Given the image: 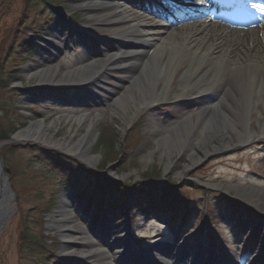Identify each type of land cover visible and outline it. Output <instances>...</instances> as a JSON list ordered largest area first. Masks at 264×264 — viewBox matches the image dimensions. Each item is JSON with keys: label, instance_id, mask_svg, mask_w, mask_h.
Masks as SVG:
<instances>
[{"label": "rangeland", "instance_id": "obj_1", "mask_svg": "<svg viewBox=\"0 0 264 264\" xmlns=\"http://www.w3.org/2000/svg\"><path fill=\"white\" fill-rule=\"evenodd\" d=\"M9 1L12 4L7 28L3 31L5 38L0 34V59L6 67L17 64L13 57L7 55L16 30L18 36L27 39L33 48L17 75L19 81H10L0 97L1 101L20 110L18 121L24 126L19 130L42 120L50 124L47 134L54 140L63 138L76 142L77 135L86 134L92 125L89 154L95 158V163L86 167V170L92 171L100 166L110 151L105 136L113 134V152L120 154L125 144L128 148L123 162L116 161L109 166H113L110 173L115 174L120 184L130 185L136 190L134 197L137 196L141 206H135L129 221L125 220L116 205L123 206L127 195L124 197L122 192H118L112 197V206L108 205L111 201L108 195L105 204H99L103 212L99 213L97 199L89 201L90 208L85 210L83 198L78 202L73 190L77 185L75 175H86L80 162L57 157L61 168L51 170L47 162L38 158L36 150L18 148L8 157L7 165L16 172L13 183L21 196L22 213L20 216L17 213L16 197V201L9 205L10 218L0 232V264H94L99 252L105 258L104 264H172L166 262L161 251L166 247L162 245L166 244L155 245L162 242L182 247L180 252L191 262L195 259V262L200 260L203 264H254L252 251L256 247L264 249V118L251 112L246 120L251 132L257 131L258 124L263 127L261 133L257 131L261 135L259 144L254 140L230 152L211 154L185 171L192 143L201 134L196 118L197 113L202 111L199 105L212 99L213 94L189 98L181 105L166 103L149 107L144 104L139 108L127 99L116 106L113 102L121 97L122 84L129 79L126 71L117 70L108 72L106 78L101 79L103 86L97 84L85 89L42 86L38 77L31 75L35 70L57 66L60 71H71L84 60L78 56L79 53L90 50L91 54H97L105 51L106 46L114 45L111 40H107L111 43L107 45L94 42L95 47L89 49L90 44L77 36L76 31L101 39L110 31H98L94 27L104 21L94 20L84 10L85 0H50L55 4L54 9L44 3H36L35 8L28 10L21 25L18 21L23 13L24 1ZM170 1L179 11V8L192 7L196 15H200L196 8H209L206 0ZM147 3L160 4L157 0H147ZM200 4L203 5L198 7ZM167 16L173 18L169 12ZM196 20L197 17L180 19L181 22ZM40 25H45L46 30L34 33L37 32L36 26ZM131 64V68L139 65L137 61ZM187 68L180 66L176 69L171 82L163 74L146 99L157 94L158 98L169 97V85L175 88ZM24 88L31 92L24 93ZM187 113L192 116L186 120ZM80 115L88 116L87 120L78 124L68 119V116ZM183 121L191 124L185 134L168 131ZM133 128L135 131L131 132ZM169 137L175 147L167 150L165 143ZM70 166L74 173L68 171ZM145 172L156 176L157 182L143 181ZM103 173L106 175V170ZM153 183L174 186L178 190L175 203L187 205L192 213L185 227L179 222V217L174 222L167 213L150 210V202L146 198L170 200L161 191L144 193L145 185L152 186ZM49 199L53 201V208L44 214L41 207ZM226 200L230 204L225 203ZM204 204L207 215L203 219L201 211ZM63 221L71 229L69 235L74 245L68 249L63 246L67 241L61 232ZM103 226H109L108 234L100 232ZM49 235L51 238L47 237ZM104 239L113 250H97ZM149 251L153 255L149 256ZM91 252L95 253L94 257H89ZM68 253L80 256L70 257ZM132 253L133 256H130ZM215 254L217 256L213 257ZM259 264H264V261Z\"/></svg>", "mask_w": 264, "mask_h": 264}, {"label": "bare ground", "instance_id": "obj_2", "mask_svg": "<svg viewBox=\"0 0 264 264\" xmlns=\"http://www.w3.org/2000/svg\"><path fill=\"white\" fill-rule=\"evenodd\" d=\"M85 1L84 10L94 20L104 21L94 27L98 31H110L106 36L114 38L111 41L114 45L106 46L107 49L101 51L103 54H91L90 50L79 53L84 60L71 71H60L57 66L35 70L31 75L38 77L39 83L45 87L85 89L97 84L103 86L101 79H105L108 72L126 71L129 79L122 84V95L113 104L121 105L130 99L139 108L144 104L149 107L166 103L181 105L189 98L213 94L212 99L199 105L202 111L196 118L201 134L192 143L185 171L211 154L230 152L254 140L259 144L261 135L257 131L261 133L263 127L258 124L257 131L251 132L246 120L251 112L264 118V6L230 13L226 3L214 2L210 9L199 10L202 12L200 19L181 22L174 14L173 18L161 17L145 0ZM170 7L173 4L170 3ZM172 9V12H179ZM181 16L187 19L191 15L185 12ZM75 34L90 44L89 49L95 47L94 42H99L93 35L82 31ZM133 61L138 62L137 68H131ZM180 66L188 68L175 88L169 85L170 96L158 98L157 94L147 100V94L153 91L159 78L164 74L163 77L171 82ZM191 116L187 113L186 120ZM87 118L86 115L68 116L70 122L78 124ZM49 126L42 120L36 121L15 133L13 138L18 142L34 140L47 144L94 165L95 158L89 154L92 125L86 134H76V142L63 138L54 140L47 134ZM190 127V123L183 121L168 131L185 134ZM165 144L167 150L175 147L171 137ZM4 198L8 202V196ZM64 222L61 232L67 241L63 246L68 249L74 245L69 235L71 229ZM107 230L109 226H103L100 232L105 234ZM169 253L171 259L165 257L166 262H185L180 254ZM67 256L78 257L80 254L68 253ZM94 256L93 252L89 254V257ZM196 263L203 264L200 260Z\"/></svg>", "mask_w": 264, "mask_h": 264}, {"label": "trees", "instance_id": "obj_3", "mask_svg": "<svg viewBox=\"0 0 264 264\" xmlns=\"http://www.w3.org/2000/svg\"><path fill=\"white\" fill-rule=\"evenodd\" d=\"M23 13L19 17V25H21L24 20L26 19L27 12L31 8L36 7V3L41 4L44 3L47 7H54L55 4L51 3L50 0H23ZM34 3V4H32ZM12 2L9 0H0V34L3 35L5 38L4 30L7 28V18L9 17V11L10 6ZM37 32H34L36 34L39 33V31L46 30L45 25H40L39 27L36 26L35 28ZM27 39L23 37L18 36V32L16 30L13 40L10 42L11 45L7 49V55L14 58V62L18 64L12 65L11 67H6V64L3 60L0 59V97L3 93L6 92V89L9 85L10 81H18V74L20 73V68L22 64L24 63V60L26 58H29L32 46L29 43V41H26ZM2 44V43H1ZM16 45V47H15ZM18 59V60H17ZM18 66V67H17ZM24 93H28V91H23ZM19 109L10 106V104H7L6 102H3L0 100V144H3V146L0 149V155L4 160L5 166H7L9 170V177L11 183L14 185L13 180L14 176L16 175L15 169L11 166L7 165V160L10 155H12L16 149L23 148V147H29L31 150H36L38 152V158L41 160H44L43 162H47L49 165V169L51 170H57L61 168L60 161L57 160V157L63 158L61 155L55 152H51L44 147L40 146H29V145H19V144H6L11 140V136L16 133L21 127L24 126L23 123L18 121L19 115ZM135 131V128L131 130ZM113 135V134H112ZM112 135L105 136L104 139H106V144L109 147V152L107 156L105 157V160L100 164V166L92 171V170H86L82 168L83 172L86 175H82L81 177H76L77 185L73 187V190L75 191V194L77 198L79 199L81 196H86L91 201L93 199H98V203L100 205L105 204V199L108 195L110 199L118 192H122L124 197L126 195L131 196L137 204L140 205L139 200H137V196L134 194H137L130 186H124L117 183L110 182L107 178L104 177L102 171H104L108 166L113 164L114 162L118 161L119 163L123 162L124 153H126L128 145L125 144V146L122 148L121 153H115L113 152V141H112ZM104 141V140H103ZM122 155V156H121ZM121 156V157H120ZM69 172L74 173L72 166L68 169ZM156 174V173H154ZM143 180H150L154 183L157 181L156 176H152L150 173L145 172L143 176ZM82 187V188H81ZM128 187V189H127ZM15 188V187H14ZM131 188V189H130ZM152 189H159V191L162 192L163 195H168L171 201L160 199L158 201H152V204L158 206V207H169L173 208L174 203L172 202V199L176 197L178 194V190L174 186H164V187H158L155 184L151 187ZM118 190V191H117ZM18 197V208L17 213L20 216L22 213L21 205H20V194L15 189ZM139 194V192H138ZM173 197V198H172ZM125 199V198H124ZM88 200V201H89ZM113 202L110 201L108 205H113ZM133 204L131 207L133 208ZM53 208V201L52 199L47 200L46 202H43L41 211L44 214H47L51 211ZM120 208V206H118ZM23 235L30 239L26 233H23ZM50 237L51 236H47ZM21 240V238L19 239ZM31 242V241H30ZM33 243V242H31ZM39 243L40 242H36Z\"/></svg>", "mask_w": 264, "mask_h": 264}, {"label": "water", "instance_id": "obj_4", "mask_svg": "<svg viewBox=\"0 0 264 264\" xmlns=\"http://www.w3.org/2000/svg\"><path fill=\"white\" fill-rule=\"evenodd\" d=\"M112 168L113 166L108 168L106 172L110 171ZM5 196H8V202L5 201ZM15 201L16 194L9 180L8 169L4 167L3 159L0 156V232L11 215L9 203Z\"/></svg>", "mask_w": 264, "mask_h": 264}]
</instances>
